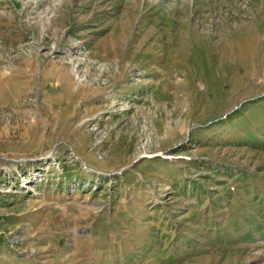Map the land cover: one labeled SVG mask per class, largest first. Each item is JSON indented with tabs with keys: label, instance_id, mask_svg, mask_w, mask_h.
I'll list each match as a JSON object with an SVG mask.
<instances>
[{
	"label": "rangeland",
	"instance_id": "obj_1",
	"mask_svg": "<svg viewBox=\"0 0 264 264\" xmlns=\"http://www.w3.org/2000/svg\"><path fill=\"white\" fill-rule=\"evenodd\" d=\"M0 264H264V0H0Z\"/></svg>",
	"mask_w": 264,
	"mask_h": 264
}]
</instances>
